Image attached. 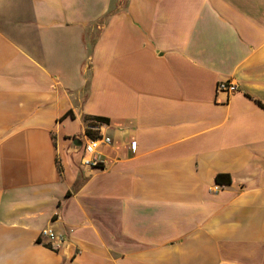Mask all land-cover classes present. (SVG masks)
Returning <instances> with one entry per match:
<instances>
[{
	"label": "crops",
	"instance_id": "1",
	"mask_svg": "<svg viewBox=\"0 0 264 264\" xmlns=\"http://www.w3.org/2000/svg\"><path fill=\"white\" fill-rule=\"evenodd\" d=\"M0 264H264V0H0Z\"/></svg>",
	"mask_w": 264,
	"mask_h": 264
},
{
	"label": "built area",
	"instance_id": "2",
	"mask_svg": "<svg viewBox=\"0 0 264 264\" xmlns=\"http://www.w3.org/2000/svg\"><path fill=\"white\" fill-rule=\"evenodd\" d=\"M217 90L219 93H235L238 91L237 85L234 83L220 82ZM93 136L85 134V143H83V156L81 164L85 169H101L104 165V161L99 155V150L103 146L113 145V140L108 136L102 134L100 127H94L90 129ZM136 143H132V150L136 151ZM41 244L48 246L51 250L59 252L64 248L65 238L59 235L54 229L46 228L41 232Z\"/></svg>",
	"mask_w": 264,
	"mask_h": 264
},
{
	"label": "trees",
	"instance_id": "3",
	"mask_svg": "<svg viewBox=\"0 0 264 264\" xmlns=\"http://www.w3.org/2000/svg\"><path fill=\"white\" fill-rule=\"evenodd\" d=\"M109 123H110V120L107 118H96L92 122L88 123L87 129H86V134L88 136L95 137L96 135H93V133L90 129L94 128V127H98L99 125H103V124L105 125V124H109ZM216 182L219 185L228 186V185L232 184V179H231L230 175H218L216 177Z\"/></svg>",
	"mask_w": 264,
	"mask_h": 264
}]
</instances>
